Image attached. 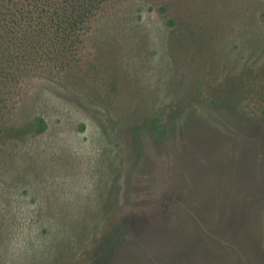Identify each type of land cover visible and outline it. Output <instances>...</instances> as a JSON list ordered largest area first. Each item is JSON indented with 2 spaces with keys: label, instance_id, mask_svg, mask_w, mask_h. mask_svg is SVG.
Returning <instances> with one entry per match:
<instances>
[{
  "label": "rangeland",
  "instance_id": "374dc122",
  "mask_svg": "<svg viewBox=\"0 0 264 264\" xmlns=\"http://www.w3.org/2000/svg\"><path fill=\"white\" fill-rule=\"evenodd\" d=\"M31 2L0 0V264H264V0H104L55 44Z\"/></svg>",
  "mask_w": 264,
  "mask_h": 264
},
{
  "label": "trees",
  "instance_id": "16d2710c",
  "mask_svg": "<svg viewBox=\"0 0 264 264\" xmlns=\"http://www.w3.org/2000/svg\"><path fill=\"white\" fill-rule=\"evenodd\" d=\"M102 1L104 2V0H33V3L31 2L30 4L31 8L33 9L31 10L33 13L32 16H30L28 11L25 9H20V12H18L16 10V7L13 6V3L10 5L4 3L2 7H4L6 12L12 10L13 14H16L18 17L19 15L22 17L14 19V22L11 21V24L15 29H20V25L23 26L24 23V28L28 30V26L30 25H28L27 23L31 19L33 20V24L31 25L32 27L35 26L36 34L39 35L40 32L43 31V33H46V35L49 36L52 43H54L58 42L59 40H64L65 37H63V35L76 26L79 20L78 18L81 19L83 16H86L91 13L93 9H95L99 6V4L102 3ZM40 2L42 3L43 7L39 5ZM43 17H45L46 19L44 20ZM43 22H48L49 25H58V32H48L49 30L47 31L43 28ZM6 42L9 43V41ZM44 46L49 47V44L43 45L39 43V47L41 49H43L42 47ZM2 47L3 48L1 50V53L4 56L11 46L7 44ZM15 53L17 54V56H19L22 52L21 50H16Z\"/></svg>",
  "mask_w": 264,
  "mask_h": 264
}]
</instances>
